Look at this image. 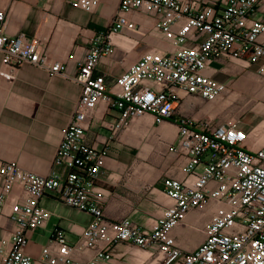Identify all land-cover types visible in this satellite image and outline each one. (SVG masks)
I'll use <instances>...</instances> for the list:
<instances>
[{
  "label": "built area",
  "instance_id": "built-area-1",
  "mask_svg": "<svg viewBox=\"0 0 264 264\" xmlns=\"http://www.w3.org/2000/svg\"><path fill=\"white\" fill-rule=\"evenodd\" d=\"M100 0H70L72 8L92 13ZM261 0H119L116 15L97 32L72 80L79 97L69 123L61 129L47 176L25 171L16 162L0 160V214L7 209L14 229L0 240V264H33L24 253L26 234L41 228L51 214L40 201L48 196L85 212L91 220L69 242L65 231L53 229L42 247V264H100L111 260L118 243L152 249L159 264H264V143L240 121L211 127L191 118L178 119L174 145L168 151L182 159L184 177L163 179V193L171 204L151 229L130 219H105L103 191L97 178L107 156L88 131L101 104L114 112L106 127L111 137L138 117L150 115L155 124L173 116L179 93L214 101L227 85L205 76L218 57H228L264 75V22L253 18ZM151 16L153 32L168 50L152 49L120 75H94L98 61L112 55L111 35L138 30L133 14ZM6 13L0 10V75L7 80L22 64L66 77L65 63L51 61L43 47L24 35L8 36ZM68 55L67 59H72ZM17 188V190H15ZM213 209L203 227L204 239L192 251L178 247L171 231L192 210Z\"/></svg>",
  "mask_w": 264,
  "mask_h": 264
},
{
  "label": "crops",
  "instance_id": "crops-1",
  "mask_svg": "<svg viewBox=\"0 0 264 264\" xmlns=\"http://www.w3.org/2000/svg\"><path fill=\"white\" fill-rule=\"evenodd\" d=\"M69 1L0 0V10L6 13L5 33L35 40L51 61L66 66V77L50 76L28 64L20 65L10 80L0 75V160L16 162L21 169L39 176H47L51 170L62 172L53 168L52 163L61 129L69 123L79 97V86L72 77L87 53L90 40L107 29L119 4V0H100L92 13H86L72 8ZM196 1L216 4L219 0ZM131 18L138 30H123L110 36L114 51L98 61L94 75L115 78L146 51L170 49L153 32L151 16L136 13ZM253 18L264 22V0ZM258 41L264 42V33ZM68 55L72 59L68 60ZM203 74L226 84L227 91L214 101L180 92L173 116L159 124L150 115H144L111 137L106 124L113 121L115 114L104 104L99 106L87 128L95 146L107 148L96 182L103 191L101 205L106 220L128 218L141 228L151 229L162 210L171 204L163 193V179L184 177L183 159L168 151L175 144L179 118L193 119L197 128L204 122L215 127L238 120L245 100H258L264 110V75H259L255 67L218 57ZM240 125L246 131L254 128L260 143H264V128ZM40 204L51 216L43 227L26 234L23 251L33 259V264H42L38 257L53 229H62L67 240L74 242L91 220L89 214L67 207L51 196L43 198ZM7 212L5 209L0 214V240L14 229ZM212 212L211 207L189 211L183 223L171 231L175 244L187 252L199 246L204 239L203 227ZM152 251L118 243L113 247L111 260L100 264H159Z\"/></svg>",
  "mask_w": 264,
  "mask_h": 264
},
{
  "label": "rangeland",
  "instance_id": "rangeland-1",
  "mask_svg": "<svg viewBox=\"0 0 264 264\" xmlns=\"http://www.w3.org/2000/svg\"><path fill=\"white\" fill-rule=\"evenodd\" d=\"M241 108L236 118L241 124L246 123L251 127L264 128V110L261 109L258 100H245Z\"/></svg>",
  "mask_w": 264,
  "mask_h": 264
}]
</instances>
